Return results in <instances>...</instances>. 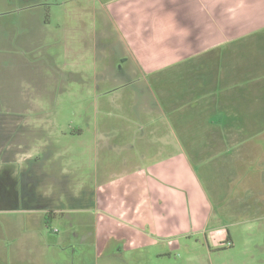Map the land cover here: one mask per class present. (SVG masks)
<instances>
[{
  "label": "crops",
  "instance_id": "crops-1",
  "mask_svg": "<svg viewBox=\"0 0 264 264\" xmlns=\"http://www.w3.org/2000/svg\"><path fill=\"white\" fill-rule=\"evenodd\" d=\"M92 13L105 26L95 83L109 85L91 150L108 151L96 207L146 206L151 238L230 241L208 229L215 212L248 186L264 208V0H93Z\"/></svg>",
  "mask_w": 264,
  "mask_h": 264
},
{
  "label": "rangeland",
  "instance_id": "rangeland-1",
  "mask_svg": "<svg viewBox=\"0 0 264 264\" xmlns=\"http://www.w3.org/2000/svg\"><path fill=\"white\" fill-rule=\"evenodd\" d=\"M92 7L93 0H0V264H264V208L249 186L232 210L212 216L208 229L231 236L219 247L201 233L147 236L146 206L133 215L96 207L108 151L91 150L94 126L109 120L100 105L109 85L95 83V35L105 26ZM78 71L79 83L61 75ZM24 104L31 108L15 111Z\"/></svg>",
  "mask_w": 264,
  "mask_h": 264
},
{
  "label": "flooded vegetation",
  "instance_id": "flooded-vegetation-1",
  "mask_svg": "<svg viewBox=\"0 0 264 264\" xmlns=\"http://www.w3.org/2000/svg\"><path fill=\"white\" fill-rule=\"evenodd\" d=\"M5 95V94H4ZM29 108H31V107H29L27 104H24V106L23 107H21L20 109H18V110H15V111H18L19 113H22V112H25V111H27ZM11 116H13L12 114H15V113H9ZM8 115V114H7ZM7 115H5L4 117H7ZM20 115V114H19ZM19 115H17V116H19ZM16 116V117H17ZM14 117V116H13ZM13 121H15V117H14V119L12 120V122ZM18 121H19V119H18ZM21 127V126H20ZM60 214V213H59ZM62 214V213H61ZM207 242V241H206ZM208 243V242H207ZM222 245V244H221ZM217 247V246H216ZM219 247V246H218ZM121 254V253H120ZM119 254V255H120Z\"/></svg>",
  "mask_w": 264,
  "mask_h": 264
}]
</instances>
